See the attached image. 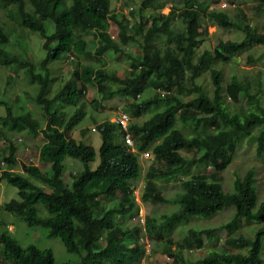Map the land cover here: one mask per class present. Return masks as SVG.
Masks as SVG:
<instances>
[{"label": "trees", "instance_id": "1", "mask_svg": "<svg viewBox=\"0 0 264 264\" xmlns=\"http://www.w3.org/2000/svg\"><path fill=\"white\" fill-rule=\"evenodd\" d=\"M168 2L140 0V18L131 22L113 11L110 0H0V105L5 109L0 115V162H6L0 165V179L18 194L0 208L59 238L77 256L76 264H138L145 254V234L160 237L162 244L164 255L151 264H264V201L258 199L253 169L235 175L232 190L223 188L219 176L243 137L255 141L258 156L264 154L261 73L232 74L223 83L217 66L257 44L262 47L256 56L264 57V24L252 22L241 7L234 16L225 9H207L200 0ZM253 7L264 11V0H256ZM206 19L243 37L219 40L212 49L197 52ZM110 22L117 25L116 37L109 32ZM30 33L43 39L45 54L38 61L11 43L12 36L19 43ZM89 34L97 40L93 49L87 47ZM108 50L116 58L125 57L123 76L106 66ZM62 57L75 63L69 80L51 95L49 65ZM10 72L24 74L36 88L32 106L26 105L25 91L14 88ZM203 73H209L211 91L198 80ZM90 87L96 96L87 102ZM240 94L248 106L239 103ZM116 96L129 99L123 111L129 116L126 129L134 149L124 141L126 130L104 118L93 126L101 142L99 161L91 167L94 147L76 139L72 130L88 117V106L95 110ZM159 103L163 107L144 121L130 120V115L137 117ZM21 130L43 136L39 160L48 169L30 162L15 168L14 135ZM149 151L153 157L144 173L142 199L177 207L139 221L133 219L138 205L134 188L142 173L139 154ZM68 159L81 167L67 174ZM198 165L212 170L191 174ZM177 181L180 188L169 198L161 183ZM227 206L233 208L223 223L228 248H209L193 261L184 251L200 248L202 233L210 228L189 227L177 240L166 237L191 217L208 218ZM251 222L257 226L248 235L236 232ZM0 225H5L1 219ZM0 258V264H58L51 247L23 246L4 229Z\"/></svg>", "mask_w": 264, "mask_h": 264}, {"label": "rangeland", "instance_id": "2", "mask_svg": "<svg viewBox=\"0 0 264 264\" xmlns=\"http://www.w3.org/2000/svg\"><path fill=\"white\" fill-rule=\"evenodd\" d=\"M170 3L181 2L182 0H167ZM202 3L207 5V9L217 8L225 9L230 11L232 15L235 16L237 7H241L248 19H251L252 22L257 23V25L262 26L264 24V11L258 12L254 7L253 3L256 0H200ZM226 3H225V2ZM111 8L115 13H119L125 16L130 17L131 22L138 21L140 18V13L138 7L140 5V0H110ZM133 8V15L129 16V12ZM168 7L163 8V12L168 11ZM129 29L132 25H129ZM133 30V29H132ZM109 32L112 36L116 37L117 35V25L114 22H110ZM243 37L242 32H237L233 29L224 28L212 22L210 19H206L201 27V40L200 46L197 49V52L201 51L203 48H213L219 40L225 39H241ZM87 47L93 49L97 43L96 37L93 34L87 36ZM42 37L38 33H30L25 38H20V42H16L15 36L11 37L12 45L18 48L19 51L28 54L31 58L38 61L41 59L45 51L42 46ZM131 46V45H130ZM128 46V48L130 47ZM261 45H252L246 51L237 53L224 63H217V66L221 69L223 83L228 82L231 75L235 74L238 77H243L244 75L253 76L255 73L260 71L261 73V82L262 89L264 88V57L256 56L261 52ZM134 50V49H133ZM253 56L252 61H248V54ZM106 60V66L115 68L117 73L123 76L128 63L125 60V57L121 55L119 58L115 57V54L108 50L104 54ZM75 61L70 57H62L59 61L50 62L51 69V86L49 92L51 95L56 92V90L61 86L64 81L69 80L70 71ZM11 79L13 82L14 88L19 91H25V94L28 96L26 100L27 106H32V95L35 94L36 88L28 83L27 78L24 74L18 73L15 74L10 72ZM199 82L203 83L207 91H211V79L209 73H203L199 77ZM151 92V88L147 89ZM262 94L261 101L264 104V94ZM223 95L225 92L223 91ZM24 96V95H22ZM96 96V92L92 87H90L86 93L87 102H90ZM225 100L230 101L228 97L225 96ZM129 101L128 98L122 96H116L111 99L103 101L95 110L90 106L87 107L88 117H85L81 123L72 130V135L76 139H82L83 141L91 144L95 149V159L90 163L91 167H95L99 161V144L101 142V137L98 131L93 130V126L98 122L106 118L109 122H115L117 117L123 111L124 106ZM231 103V102H229ZM239 103H243L248 106L249 101L247 98L240 94ZM16 105V104H15ZM14 105V106H15ZM163 103L154 105L149 111L143 113L137 117H132L130 114V120H135L137 122H142L147 119L153 112L163 107ZM232 105V104H231ZM5 113L4 106L0 105V115ZM38 114V112H36ZM94 119L96 121H94ZM129 119V116H128ZM127 119V120H128ZM81 129H87L85 134L80 133ZM14 139L17 144V149L15 152V168L21 169L22 163H34L40 165L44 170L48 169V165L42 164L39 160V148L43 142V136L30 135L26 131L21 130L18 134L14 135ZM117 142V141H116ZM133 139L131 138V144L126 143L127 145H132ZM256 144L255 141H250L248 137L241 138L236 148L231 154V160L227 163L226 167L220 172V181L225 190L233 189V179L235 175H243L246 170L252 168L256 177L255 185L257 186L258 199L264 201V154L258 156L255 150ZM132 149H134L132 145ZM141 164H142V173L140 179L138 180L135 188V200L138 203L136 210H134L133 215L135 220H142L146 216H160L164 211H170L173 208L176 209L177 204H169L162 202H150L144 201L142 199V193L145 191V178L144 173L152 160V153L142 152L139 154ZM2 167L6 166V162H0ZM67 174L74 173L81 164L76 160L68 159L67 161ZM212 170L211 166L198 165L194 166L191 169V174L196 172H205L208 173ZM70 179V176H69ZM162 189L166 196L173 198L175 193L179 190V182H167L161 183ZM17 188L12 184L8 183L4 179H0V207L2 203L11 199L17 198ZM233 214V208L227 206L223 208L220 212L208 217L203 218L200 216H193L187 220L186 223L178 225L171 233L166 237H172L174 240L180 238V236L186 232L189 227L199 226L210 228L207 231L202 233V245L200 248L192 247L189 250H185L184 254L187 258L195 261L201 251H206L209 248H228V244L224 243L225 238L227 237V231L223 227V223L228 220ZM0 219L5 223V225H0V229L7 230L12 234L23 246H26L29 243H36L40 247H51L54 253L56 262L59 264L64 261H68L70 264H76L77 256L74 253H69L65 250V247L62 241L57 237H49L46 235V229L40 226H29L23 220L18 218L16 215L0 208ZM128 219V218H127ZM257 226V223L251 222L250 224L242 223L238 227L237 233H243L248 235L252 229ZM212 229V230H211ZM213 234L211 237L208 236L209 232ZM236 233V234H237ZM160 237L154 235H147L143 237L145 254L141 257L138 264H151L155 261L156 258L162 257V244L159 243ZM264 259V248L262 252ZM1 260V258H0Z\"/></svg>", "mask_w": 264, "mask_h": 264}, {"label": "built area", "instance_id": "3", "mask_svg": "<svg viewBox=\"0 0 264 264\" xmlns=\"http://www.w3.org/2000/svg\"><path fill=\"white\" fill-rule=\"evenodd\" d=\"M127 119H128V114L126 112H121L120 115L117 117L116 122H118L126 130L123 135L125 143L131 144L132 137H131V134L126 129L127 123H128Z\"/></svg>", "mask_w": 264, "mask_h": 264}]
</instances>
